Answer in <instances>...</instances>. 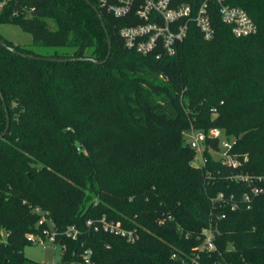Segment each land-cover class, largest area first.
Masks as SVG:
<instances>
[{"label":"trees","instance_id":"1","mask_svg":"<svg viewBox=\"0 0 264 264\" xmlns=\"http://www.w3.org/2000/svg\"><path fill=\"white\" fill-rule=\"evenodd\" d=\"M90 1L112 41L106 62L36 60L0 43L7 107L0 98V134L10 116L0 138V264H44L23 252L32 244L26 235L41 230L37 207L67 246L64 263H79L89 247L92 264H264V0H230L248 12L256 33L235 36L210 2L213 37L189 20L176 53L159 58L125 45L121 27L142 22L134 9L117 16L108 8L117 0ZM203 1L172 5L189 4L194 14ZM2 23L32 34L30 47L0 35L27 54L102 61L109 51L86 0H0ZM191 126L223 129L240 165L215 157V138L205 142L207 162L193 165L196 152L184 135ZM254 186L263 191L248 207L243 194ZM103 217L138 238L87 224ZM70 225L77 239L65 236ZM205 228L214 229L217 248L197 255Z\"/></svg>","mask_w":264,"mask_h":264},{"label":"built area","instance_id":"2","mask_svg":"<svg viewBox=\"0 0 264 264\" xmlns=\"http://www.w3.org/2000/svg\"><path fill=\"white\" fill-rule=\"evenodd\" d=\"M215 2L219 7L221 20L231 26L235 36H249L257 32L256 24L250 17L248 12L237 5H233L230 0H204L197 11L192 14V8L189 4L183 3L174 7L172 0H117L110 2L108 8L117 16H123L130 13L133 9L135 16L142 20L139 23L124 25L121 27V35L124 38L125 45L142 54L154 53L156 57H161L162 53L173 55L177 51V45L182 41L188 33V21L193 20L201 30L206 39H210L214 35V29L209 16V3ZM212 111L215 109L212 108ZM187 143L195 150L196 158H199L200 164L193 165L201 166L207 162L205 156V142L211 138L218 139L220 142L219 150H211L216 158L231 167H238L240 160L229 153L234 141L227 138L225 132L221 128H210L209 130H199L191 126L184 132ZM238 178L249 179L248 175H238ZM264 176H259L262 179ZM263 191L262 187L254 186L252 192L243 194V201L251 204L253 196ZM225 195L220 192L217 196L218 200H223ZM233 201L232 208L236 207L234 196H230ZM36 211L41 213L38 221L40 232H29L26 238L29 242L40 244L43 246H51L54 251L58 252V257L54 258L48 264H68L63 262L64 254L67 246L61 243L58 239V230L55 222L49 216L47 211L41 210L39 207ZM225 216L224 214L222 215ZM99 225L93 220H88L87 224L92 226L96 231L103 229L104 231L112 232L117 235L126 237L128 241L134 242L138 238V233L135 229H128L122 225L120 221L108 220L103 217L99 220ZM65 236L72 239H77L79 230L70 225L65 230ZM4 239V232L0 233V241ZM215 231L213 228L203 229V238L201 244L196 248V254L201 252H212L216 250ZM80 262L73 261L72 264H92L93 250L89 247L79 252ZM177 256L173 254V258Z\"/></svg>","mask_w":264,"mask_h":264},{"label":"rangeland","instance_id":"3","mask_svg":"<svg viewBox=\"0 0 264 264\" xmlns=\"http://www.w3.org/2000/svg\"><path fill=\"white\" fill-rule=\"evenodd\" d=\"M0 35L7 40L13 41L16 44L30 47L33 45L32 34L23 30L19 25L14 23L0 24ZM36 53L44 54L47 49L42 47H34ZM196 164H200L199 158L195 160ZM24 255L34 261L42 262L44 264L50 263L54 258L58 257V252L54 251L51 246H43L32 243L27 245L24 250Z\"/></svg>","mask_w":264,"mask_h":264},{"label":"water","instance_id":"4","mask_svg":"<svg viewBox=\"0 0 264 264\" xmlns=\"http://www.w3.org/2000/svg\"><path fill=\"white\" fill-rule=\"evenodd\" d=\"M86 1H87V2L93 7V9L96 11V13H97L99 19H100L101 22H102V26H103L104 31H105L106 36H107V40H108V44H109V51H108V54H107L106 58H105L104 60H102V61L95 60V59L90 58V57H81V58H78V57H73V58H56V57H43V56H37V55H33V54H27V53H24V52H22V51H20V50H18V49H16V48H14V47H12V46H9L6 42H4V40H3L1 37H0V43H1L4 47L8 48L9 50H11L12 52H14V53H16V54L22 55V56H24V57H28V58H32V59H36V60H47V61H58V62L72 61V60H93V61H95V62L98 63V64H101V63H103V62H106L107 59L109 58V56L111 55V51H112V41H111V38H110V34H109V31H108V29H107V27H106V25H105V23H104V21H103V16H102V14H101L99 8H98L95 4H93L90 0H86ZM0 98H1V100L3 101V105H4L5 110H6V112H7L6 102H5L4 96H3V94L1 93V91H0ZM9 126H10V116H9V114L7 113V114H6V126H5L4 131L0 134V138H2V137L7 133L8 129H9Z\"/></svg>","mask_w":264,"mask_h":264}]
</instances>
